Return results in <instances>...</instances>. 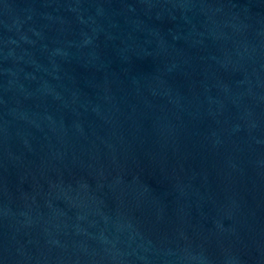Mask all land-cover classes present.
<instances>
[{
  "label": "water",
  "instance_id": "obj_1",
  "mask_svg": "<svg viewBox=\"0 0 264 264\" xmlns=\"http://www.w3.org/2000/svg\"><path fill=\"white\" fill-rule=\"evenodd\" d=\"M0 264H264V0H0Z\"/></svg>",
  "mask_w": 264,
  "mask_h": 264
}]
</instances>
